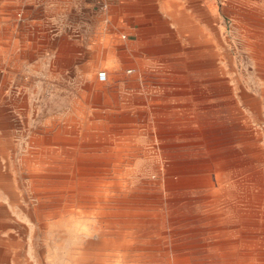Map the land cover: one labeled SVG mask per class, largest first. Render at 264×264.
Returning <instances> with one entry per match:
<instances>
[{"label":"rangeland","instance_id":"374dc122","mask_svg":"<svg viewBox=\"0 0 264 264\" xmlns=\"http://www.w3.org/2000/svg\"><path fill=\"white\" fill-rule=\"evenodd\" d=\"M191 1L171 0L178 6L177 11L182 9L188 15L189 18L179 16L180 21L188 23L186 30L181 28L179 34L167 15V31L171 34L167 32L170 40L165 44L178 48L167 49V57L160 55L163 61L158 62L167 61V65L146 66L133 63L131 42H127V47L121 45L122 35H129V31L90 37L84 33L83 19L77 18L79 12L67 8L57 12V30H45L37 27L42 21L34 8L26 12L27 0H0V264H64L66 258L71 264H139L136 248L119 253L107 247L110 240L122 241L115 236L96 235L91 219L79 222L84 229L73 232L70 226L66 228L65 222L74 221L84 209L104 218V210L92 200L97 197L101 182L86 178L89 201L80 195L72 196L70 169L74 164L105 166L102 161L75 158L128 156L133 161L126 178L131 187L136 186L163 157L158 144L166 137L159 135L160 126L167 124V129L177 131L181 143L200 141L201 137L182 133L186 123L183 116L179 120L170 116L175 112L182 114L188 104H194L200 117L234 116V107L244 117L239 121L240 128L228 124V129L201 140H238L254 130L260 137L258 145L264 149V109L254 112L241 90L244 87L248 94L260 96L262 81L255 66L259 60L255 50L264 45V0H196L194 6ZM189 19L203 25V29L195 30ZM64 40L73 50L65 48ZM100 41L108 49H101ZM5 42L13 48H6ZM99 71H106V83L97 80ZM222 95H230L234 102L225 107L217 99ZM237 143L239 140L229 144ZM212 148L207 146L206 150ZM39 160L52 161L55 173L63 176V186H52L48 195L40 193L32 180L33 172L39 171ZM227 169L223 176L227 206L204 195L190 197L187 193L179 204L167 202V213L162 210L167 234L160 238L158 229L154 230L158 245L167 247L158 264H243V257L234 252L198 251L199 245L209 246L229 235L234 238V230L239 233L237 236L251 237L255 248L264 247V182L259 179V172L264 175V161L241 162ZM49 207L59 210V226L45 227L38 219L39 212ZM216 209L221 211L220 218L215 216ZM246 245L252 247L251 242ZM248 260L244 264H264V256L257 261Z\"/></svg>","mask_w":264,"mask_h":264},{"label":"bare ground","instance_id":"6f19581e","mask_svg":"<svg viewBox=\"0 0 264 264\" xmlns=\"http://www.w3.org/2000/svg\"><path fill=\"white\" fill-rule=\"evenodd\" d=\"M248 28H251V27H248ZM255 55L259 59L257 62H255V66H257L259 80L262 81V87L259 90V94L257 92V94L260 96L257 98L254 95L248 94L247 91L243 89L244 87L241 90H242L243 96L246 98L244 101L249 103L251 109L254 112L261 113L264 109V45L261 46L260 48H257V50H255ZM208 64H210V63H208ZM203 68H204V66H203ZM205 68H206V66H205ZM203 72H205V71H203ZM215 73H217V72L215 71ZM220 83L221 82L219 81V84ZM233 86H234V83H233ZM235 89H236V87H235ZM217 90H218V88H217ZM194 93H196V92H194ZM229 96L228 95L227 96L222 95V96H219V98H217V99H218V101H220V103L222 105L227 107L229 104H232L234 102V100ZM167 101H168V99H167ZM214 101H217V100H214ZM187 102H189V101H187ZM241 103H242V101H241ZM192 105H194V104H192ZM192 105H190V104L186 105L185 106L186 109L182 112V114L175 112L173 114H170V116H173L175 120H179L183 116V119H184L183 121H185L186 123L184 124V128L182 129L183 130L182 133L186 136H189V137H192V136L201 137L199 139L200 141H198V142L188 141V142L181 143L178 141L179 136L177 135V133H178L177 131H174L173 129H170V130L167 129V124L165 126L164 125L160 126L158 128L159 135L166 137V138H161L159 141V144H158V148L161 151V153L163 154V157L161 159H159V164L157 163V164L153 165L152 167L150 166L151 172L144 175L143 179H141L136 186L131 187L129 180L126 178V172L128 171V168L130 167V165L133 161V159L131 157H128V156L109 157V158H105L104 160H101L100 158H94V159L93 158H75L74 159L75 161H83V162H99V161H102L105 164V166H103V167L99 166V168H94V167H90V166H87V167L81 166L80 167V166H76L74 164L71 167L70 174H69V185L71 186V191H70L71 194L70 195L75 196V197L77 195H80L81 198L85 199L84 201H86V200L89 201V199H90V198L86 197V194H87L86 193L87 192L86 191L87 190L86 178L92 177V178L97 179L98 181L101 182L100 183L101 188L96 189L98 192L97 197L95 199L92 198V200H93V202H96L100 206L99 208L104 210V216H103L104 218L97 215V213L95 214L94 212L87 211L86 209H84L86 207H82V209H84V210L83 211L81 210L80 212H78L76 214L74 221L65 222L64 225L66 226V228L70 226L72 228L73 232L76 230H79V229H84V228L80 227L79 222L81 220L87 219L89 221L91 219L92 221H91L90 225L91 224L93 225L92 227L94 229V233L96 232V235L99 234L100 237L101 236L105 237L106 235L115 236L116 238H118L122 241V242H117L116 240H110L109 241L110 245L107 247L111 246V248L112 247L115 248L114 250L118 251L119 253H120V251L125 250V249L136 248L138 250V253H139L138 254L139 264H150L151 262H153L152 264H155L158 261H161V258L164 257L165 254L167 253L166 252L167 247H164L163 245H158L159 240H157L155 238V235H154L155 229H158L157 234L160 236V238L164 237L167 234V230L163 226L164 225V219H163L164 213L162 212V210H166V213H167V202H170L171 204L177 202L179 204V201H181V199H183V197H185V195L187 193V194H189L190 197H194L197 194H198L197 195L198 197H199V195H202V197L204 195V196L210 198L211 200H213V202H215V203L217 202L216 204H219L221 206H222V204H224L225 206H227L229 204V202L227 201L228 199L225 198V195H226L225 190H227V189H225L224 185H223V181L225 180L223 178V176H224L225 172L228 170L227 168L232 167V166L233 167L238 166L241 162L243 163L246 161H257V162L258 161L259 162L264 161V149L263 148L261 149L260 146L258 145L260 137H257V136H259L258 134L257 135L254 134V130L252 131V130L248 129L249 131L246 134H243L244 136L239 135L240 136L238 138L239 143H237L236 145L235 144H229L233 141L238 142V140L236 138H234V139L232 138V140H229L230 139L229 138V139H226V141L221 140L219 142H208L205 140H201V139H204L205 136L206 137H207V135L209 136V134H211V133L215 134L216 132L224 131L223 129H225V130H226V128L228 129L229 127H231L228 124L238 125L240 128L241 122H239V121H241V119H243L244 117L241 115L239 110L234 109L235 107L233 108V115L234 116H231V114L228 116L227 115L222 116V115L213 114L212 116L200 117L198 115V112L196 111L195 108H193ZM240 107H239V109H240ZM170 108H172V107H170ZM167 111H169V110H167ZM235 111H236V113H235ZM229 112H232V111H229ZM240 115H241V117H240ZM246 116H247V114H246ZM251 116H254V115H251ZM230 119H234V120H230ZM248 119H250V118H248ZM248 119L245 118V120H248ZM260 119H262V118L260 117ZM181 121H182V119H181ZM242 123H244V122H242ZM251 123H252V121H251ZM251 127L253 128V126H251ZM255 130H256V128H255ZM196 131H198V132H196ZM175 135H177V136H175ZM222 136H224V135H222ZM228 137H229V135H228ZM206 140H208V139H206ZM242 140H245V141L243 142ZM207 146H213L212 150L210 149L211 151L210 150L207 151L206 150ZM136 149H138V147ZM167 156H168V158H167ZM68 164H70V163H68ZM149 164L151 165V163H149ZM152 164H153V162H152ZM37 165L39 167V171L33 172L32 180H33L35 186L39 187L38 191L40 193L48 195L52 192V190L50 189L52 186L53 187L63 186L62 185L63 176L60 173H58V174L55 173L54 169H56V167H54L52 161L39 160V161H37ZM65 165H67V164H65ZM248 172H250V171H248ZM5 176H7V175H5ZM237 176H239V175H237ZM248 176H249V174H248ZM253 176H255V175H253ZM259 179L262 180V182H264V175L262 174V172H259ZM227 183H228V181H227ZM134 184H136V183H134ZM227 186H228V184H227ZM228 188H229V186H228ZM214 189L215 190L217 189L215 193H213ZM59 191H61L63 193V190H59ZM54 197H56V196H54ZM230 197H232V196H230ZM240 197H241V195H240ZM57 199H59V197ZM48 200H49V198H48ZM204 200H205V198H204ZM231 200L232 199H230L229 201H231ZM259 203H260V200H259L258 204ZM186 206H188V205H186ZM233 207L237 208V207H235V205H233ZM241 207H242V205H241ZM219 209H220V207H219ZM234 210H236V209H234ZM240 213H241V211H240ZM220 214H221V211L216 209V215L215 216L219 217ZM224 215H226V214H224ZM37 216H38V214H37ZM59 216H60L59 210H56V209L49 207V208L43 209L39 212V218L38 219L41 218V220L43 221V226H45V227L47 225H50V224H55V225L59 226V224H60ZM209 217H211V216H209ZM231 217H232V215H231ZM179 218H181V217H179ZM93 220H94V222H93ZM192 220H194V219H192ZM160 225L162 226V228H160ZM170 226H171V224H170ZM227 232H229V231H227ZM232 233L234 235H236L234 238H233V236L229 235L230 236L229 238L225 237L224 239H222V241H215L212 244H210L209 246L199 245L198 251L234 252L235 254H237V256H239V258L243 257V261L245 260L244 263L249 261L248 258L257 261L258 259H260V257L264 256V247H261L262 249L261 248H255L256 242H253L254 240L251 237H247V236H243V235L237 236V234H239V233L235 230ZM195 235H198V234H195ZM81 236H84V234H82ZM224 236H225V234H224ZM68 237L69 236H67V238ZM77 237H78V235H77ZM67 240H69V239H67ZM260 240H262V239H260ZM103 242L104 241H102V243ZM107 242L108 241H106L105 244H107ZM133 242H135V243L133 244ZM240 242L243 243V245H239ZM246 242H251L252 247L246 245ZM78 244H80V243H78ZM262 245L264 246V243ZM84 247H85V245H84ZM79 248H80L79 250H81V247H79ZM109 249L110 248H108L107 250H109ZM76 251H78V250H76ZM118 252L116 254H118ZM80 253H81V251H80ZM131 254H133V253H131ZM108 255H109V253H108ZM120 255H122V254H120ZM221 256H219V258ZM105 257H107V256H105ZM208 257H210V256H208ZM208 260H210V259H208ZM104 262H106V261H104ZM253 262H252V264H253ZM64 264H71L70 259L66 258L64 260ZM214 264H217V263L214 262ZM234 264H236V263H234Z\"/></svg>","mask_w":264,"mask_h":264},{"label":"crops","instance_id":"0c3cea01","mask_svg":"<svg viewBox=\"0 0 264 264\" xmlns=\"http://www.w3.org/2000/svg\"><path fill=\"white\" fill-rule=\"evenodd\" d=\"M169 2L168 5L167 0H36L35 3L27 0L25 9L26 12L35 9L37 18L42 21L37 27L45 30H57L59 27L57 12L60 8H67L79 12L77 18L83 19L84 33L90 37L116 35L122 31H129L130 36L122 35L123 44L121 45L127 47V42L133 44L134 51L132 55L135 58L133 63L154 66L167 65V61L158 62L162 60L159 58L162 57L160 55L164 54L167 57V49L178 48V46L172 47L165 44L168 39L170 40V36L167 38V32L169 35L171 34L170 31H167V15L172 23L177 26L179 34L181 28L186 30L188 24L180 21L179 18L180 14L185 18H189L185 11L182 9L177 11L178 6L173 4L171 0ZM195 3L196 0L191 1L192 6ZM203 8L204 5L201 7V14ZM189 25L195 30L203 29V25L198 26L196 22L190 19ZM3 29L5 35H9V31ZM64 41L65 48L73 50L68 42ZM99 44L101 49H108L103 41H100ZM5 47L13 48L10 43L8 45L6 42ZM94 63H97V61ZM86 87L89 88V85H86Z\"/></svg>","mask_w":264,"mask_h":264},{"label":"built area","instance_id":"2783aa9c","mask_svg":"<svg viewBox=\"0 0 264 264\" xmlns=\"http://www.w3.org/2000/svg\"><path fill=\"white\" fill-rule=\"evenodd\" d=\"M130 72V70H129ZM97 80L101 83H106L108 81V75L106 71H99L97 73Z\"/></svg>","mask_w":264,"mask_h":264}]
</instances>
